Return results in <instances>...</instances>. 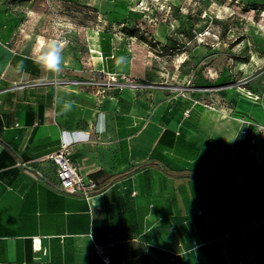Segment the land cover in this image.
<instances>
[{
	"label": "crops",
	"instance_id": "obj_1",
	"mask_svg": "<svg viewBox=\"0 0 264 264\" xmlns=\"http://www.w3.org/2000/svg\"><path fill=\"white\" fill-rule=\"evenodd\" d=\"M7 3L0 264H264V97L142 121L134 89L101 100L13 44ZM65 143L99 185L89 198L58 189L49 157Z\"/></svg>",
	"mask_w": 264,
	"mask_h": 264
},
{
	"label": "rangeland",
	"instance_id": "obj_2",
	"mask_svg": "<svg viewBox=\"0 0 264 264\" xmlns=\"http://www.w3.org/2000/svg\"><path fill=\"white\" fill-rule=\"evenodd\" d=\"M13 44L62 48L59 79L101 100L134 89L142 121L264 97V0H8ZM115 79L117 81L115 82Z\"/></svg>",
	"mask_w": 264,
	"mask_h": 264
},
{
	"label": "built area",
	"instance_id": "obj_3",
	"mask_svg": "<svg viewBox=\"0 0 264 264\" xmlns=\"http://www.w3.org/2000/svg\"><path fill=\"white\" fill-rule=\"evenodd\" d=\"M116 81L117 79H115ZM71 153V145L65 143L57 153L49 157L56 165V174L59 182L58 189L66 193L79 194L89 198L99 192V185L92 180H86L76 169L70 158ZM34 244H40V241L34 240ZM104 261H109V258L105 256Z\"/></svg>",
	"mask_w": 264,
	"mask_h": 264
},
{
	"label": "clouds",
	"instance_id": "obj_4",
	"mask_svg": "<svg viewBox=\"0 0 264 264\" xmlns=\"http://www.w3.org/2000/svg\"><path fill=\"white\" fill-rule=\"evenodd\" d=\"M62 48L61 45L53 40L50 41L46 50H44L39 58V63L51 73L58 74L62 70ZM70 103H66L65 108H70ZM94 239L91 232L88 234V240Z\"/></svg>",
	"mask_w": 264,
	"mask_h": 264
}]
</instances>
